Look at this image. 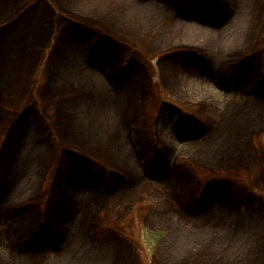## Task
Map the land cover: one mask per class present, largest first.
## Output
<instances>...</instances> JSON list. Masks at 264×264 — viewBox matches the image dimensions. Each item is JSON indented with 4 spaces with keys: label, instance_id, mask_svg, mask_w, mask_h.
Wrapping results in <instances>:
<instances>
[{
    "label": "rangeland",
    "instance_id": "374dc122",
    "mask_svg": "<svg viewBox=\"0 0 264 264\" xmlns=\"http://www.w3.org/2000/svg\"><path fill=\"white\" fill-rule=\"evenodd\" d=\"M188 1L109 0L116 12L108 22L95 18V0H0V117L12 120L0 139V264H183L191 256L195 264H228L222 258L235 255L234 264H251L246 249L254 242L242 239L252 230L239 238L233 231L250 212L264 220V130L248 137L254 147L242 158L226 161L223 148L213 149L230 124L239 127L245 101L258 111L255 130L264 127V98L244 94L264 79V48L252 40L264 0H222L221 9L214 0ZM103 34L117 37V47ZM253 47L238 83L228 82L229 59ZM95 50L103 65L90 61ZM111 70L124 71L123 82L111 81ZM74 107L94 112L91 124L114 148L88 145L70 124ZM193 115L203 120L194 130ZM71 149L93 151L122 178L110 172L108 191L90 183L106 171L97 179L81 171L52 193L53 179L65 181L60 169L77 161ZM165 149L166 169L152 176L146 163ZM228 175L262 203L250 208L237 187L217 196L215 182L227 188ZM197 197L205 207L193 212ZM100 216L105 225L95 231ZM172 226L174 241L154 245L152 234Z\"/></svg>",
    "mask_w": 264,
    "mask_h": 264
},
{
    "label": "trees",
    "instance_id": "16d2710c",
    "mask_svg": "<svg viewBox=\"0 0 264 264\" xmlns=\"http://www.w3.org/2000/svg\"><path fill=\"white\" fill-rule=\"evenodd\" d=\"M215 1V6H217L218 9L222 8V0H214ZM95 8L93 13L95 14V18L98 20H103V18H105L108 22L111 20V18L113 17L114 13L116 12V9H114V6L112 3H109V0H95L94 2ZM210 5L208 4L207 7H209ZM217 10V9H216ZM218 14L221 13L220 10H217ZM216 11V12H217ZM220 11V12H219ZM141 16V14H140ZM150 16L146 15L144 16V20H149ZM260 19L262 20V17L260 15ZM260 20V22L258 23V25L256 26V30L254 33V30L252 31V40L254 39L253 44L258 45L257 47L262 49L264 48V23ZM112 25V24H110ZM114 26V25H112ZM1 27V26H0ZM95 30V29H94ZM141 31V29H139V32ZM97 37L96 40L99 41L102 37L100 36L102 33L101 31H99L97 28L95 30ZM92 32H90L91 34ZM137 34V33H135ZM92 35V34H91ZM90 35V36H91ZM105 37H107V42L110 44V46L117 47V45L119 44V40L117 37L113 36L112 34H103ZM95 39V38H94ZM93 40V39H92ZM256 49V48H255ZM259 50V49H258ZM256 50H254V47L252 49H249L248 51H241L239 52V54H235V56H233L232 59H229V61L227 62V75H229V79L232 82H236L241 70L243 71L246 67H242V63L245 62L249 56H251L252 54L255 53ZM97 53V51L95 50L91 55L90 61L92 63H95L97 65H103L104 63L101 60H96L94 58V55ZM195 53H197V55L199 56V59L201 61V63L204 64L205 66V70L209 71V62H207V58L205 57V55L202 54L201 51L195 50ZM121 65H123V67L127 66V61L124 60V62H120ZM245 65V64H244ZM112 66V64L109 65V67ZM116 71H110L108 74V77L111 81H115L116 83H120L123 82L124 77H125V73L124 71H121V74L116 76L115 74ZM262 76L261 78L256 79V81L251 84V86H248L246 88V91H244L245 95H254V98H251L252 100L250 101H263L262 98H264V83L262 81ZM56 93V92H54ZM53 93V94H54ZM145 94H143L141 96V98H144ZM146 97V96H145ZM259 99V100H256ZM1 100H0V108H1ZM144 105H146V103L144 102ZM245 108H243L242 106L240 107V110L238 112H236L235 115V120L236 122H238L239 127L232 131V127L234 126V124H230L227 128V131L224 133V137L222 136V142L219 143L221 145H217L216 148L213 149V151H219L218 154L219 155H225L227 156V158L225 159L230 160L232 158L234 159H239L242 158L247 152H252L250 151L254 145L252 143L251 140L248 139V137H252L253 135H255L256 133L259 134L264 130V127L261 125L260 130H255L256 128L254 127L255 125L253 124V121L257 120L258 117V111L253 110V105L255 106V104L252 102L251 104L248 103V101L244 102ZM1 110V109H0ZM95 110V109H94ZM70 124L73 125L76 130H78V132H80L81 134H83V138L86 140V142H88V145H95V147H100L99 144H106L108 146V148H114L111 145H109V141L105 140L102 137V132H103V128L101 127H94L91 122H92V114L94 113L90 108H86L84 110H81L80 107H74V109H70ZM91 113V114H90ZM194 116V120H195V125H192L189 127L190 129L194 130V127L200 128V124L203 122L201 117H198L197 115H193ZM8 116L7 115H2L0 117V139L3 138V131L12 123V120H8L7 119ZM247 119H251L249 122L246 121ZM78 128V129H77ZM83 129V131H82ZM244 137V138H243ZM240 144H239V143ZM251 142V144H250ZM2 143L0 141V147H1ZM213 145V143H212ZM241 146L240 148H238L237 150V146ZM251 146V147H250ZM94 148V146H93ZM101 148V147H100ZM246 148H249V150L247 151ZM73 155L76 158V163L74 164V167H64L63 169L61 168L60 171L64 173L65 176V181L64 182H59L56 183L55 179L52 180V193L54 191H56L59 187L60 189L64 188L66 185H70V183L72 182V180L75 178L76 174L84 171V172H90L91 174H99L100 171H106L108 174H106V176L103 178L102 181H93L91 180L90 183H92V185H96L97 182L104 187L105 189H107L108 191L113 189V184H112V178L110 177V172L111 173H115L118 175V178H122L121 174L119 171H117L118 169L116 168H112L110 166H106L105 164H102L95 156V154L93 153V151H89V150H84V149H80V150H70ZM165 154H166V149L161 150L160 152L158 151H153L152 156H150V158L148 159L147 163H146V167L147 170L153 175H159L161 173H163V171L166 169V164H165ZM235 154H239V156H235ZM254 157V155H252ZM264 158V156H263ZM250 159V158H248ZM255 159V158H254ZM224 160V161H225ZM255 161H257V159H255ZM105 172V173H106ZM224 177H228L227 180L225 179V185H227V188H224L222 184H219V182H215L217 183V187H216V195L220 196L221 199H226L225 195H229V192L231 191L230 188H239L241 190H243V196L245 198V201L247 202L246 204L251 207H253L256 204H260L262 203V200L259 198L258 191L252 189L248 184L240 182V181H235V180H231L229 179V177H232L230 175L228 176H224ZM218 188V189H217ZM215 189V188H214ZM254 190V191H253ZM233 191V190H232ZM222 195V196H221ZM242 199V198H241ZM228 200V199H227ZM203 201V200H202ZM200 197H197L195 200H191V211L195 212V211H199L202 210L205 207V202H202ZM229 201V200H228ZM139 202V201H138ZM166 202V201H165ZM164 202V203H165ZM72 204L69 203L68 207L65 209H69L70 212V206ZM167 207L169 208L167 202L165 204H163V208H164V213L167 214H171L169 213L170 211L167 210ZM183 210H185L187 213L188 211L186 210L185 207H182ZM250 210V209H249ZM259 212V211H258ZM257 212V213H258ZM252 212H250V214H245L247 216V218H245L244 220H241L239 223H242L237 230L233 231L235 233H237L236 238H239L240 233L245 231V230H252L250 235H245V238L242 239L243 241H247L252 240V247L250 245V247L252 249H246L247 251H249V253L251 254L250 256V260L252 262L258 261L259 259H262V256L264 257V254H261V250L264 248V220L262 218V214L258 213L257 215L251 214ZM103 216L98 217L92 224V229H94L95 231H101V227H103V225H105V222L102 218ZM52 228H54L55 226L52 224ZM252 227V228H251ZM169 228V227H168ZM173 226L171 230H166L165 228L163 230H159L158 232L153 233V243L154 245H159L161 243L164 244H169L172 241H174L171 232L173 230ZM177 233V232H176ZM258 233V234H257ZM233 234V233H231ZM253 234L256 235L255 237H251V235ZM178 235V234H176ZM217 236V235H215ZM233 237V236H231ZM176 239V236H175ZM233 240V239H232ZM237 241V239H234V242ZM241 241L239 244L242 245ZM196 243V242H195ZM27 245V240H23L21 241V246L26 249ZM117 245V244H116ZM246 245H248L246 243ZM205 250V249H204ZM207 250V249H206ZM205 250V251H206ZM245 250V251H246ZM210 251L212 253H216L218 252L217 249H210ZM166 254L173 256L172 253L170 252H165ZM214 256H216L215 254H212ZM190 256V255H188ZM256 257H259V259L257 260ZM196 256H191L188 259H185V257H181V261L183 262V264L188 263V264H193L192 261H195L194 264L196 263ZM235 260H239L236 255L235 256H231V257H224L222 258V261H224L225 263L227 262L228 264H234ZM251 262V264H252Z\"/></svg>",
    "mask_w": 264,
    "mask_h": 264
}]
</instances>
